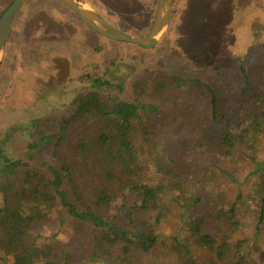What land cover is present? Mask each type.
I'll list each match as a JSON object with an SVG mask.
<instances>
[{
    "label": "rangeland",
    "instance_id": "1",
    "mask_svg": "<svg viewBox=\"0 0 264 264\" xmlns=\"http://www.w3.org/2000/svg\"><path fill=\"white\" fill-rule=\"evenodd\" d=\"M12 1L0 0V15ZM77 1L87 3L105 21L136 37L148 33L155 14L156 0ZM260 28L264 30V0H173L169 24L159 42L151 49H139L96 35L54 0H27L10 26L0 62V140L9 136L6 153L28 162L36 175H46L50 167L57 166L56 155L49 145L27 154L29 139L37 142L41 132L30 125L37 120L55 122L67 117L68 98L90 85L80 82L83 77H98L109 66L110 81L124 79L123 89L107 90L104 96L142 104L155 102L152 89L159 82L171 93L175 87L172 74L184 79L201 78L215 69L225 73L226 82H232L239 61L247 63L261 52L262 46L254 43L260 35L264 37ZM192 89L195 92L191 93ZM177 90L182 98L193 97L195 105L205 99L193 83H183ZM226 98L230 100L228 95ZM165 116H174L173 108L166 109ZM19 128H25L24 132L12 133ZM151 129L160 130L157 149L161 161L181 175V183L187 181L192 187L179 201L171 193L166 196V222L159 230L165 237V246L139 259L144 264H232V259L212 260L208 252L195 246L191 247V259L173 248L176 243L172 239L185 234L181 229L184 201L198 188H204L203 201L197 209L209 229H224L214 218L217 212L229 215L234 203V221L238 223L229 237L231 251L239 250L246 258L245 264H264V227L260 234L255 233L260 192L255 178L247 176L251 158L241 153L227 161L214 154L202 156L183 132H167L158 122ZM71 131L66 149L73 159L71 148L83 136L74 128ZM135 135L140 139V132ZM40 208L42 219L33 227L29 239L48 252L53 264L100 263L88 262L93 246L98 247L90 228L71 221L58 208ZM240 242L245 248L238 247ZM99 251L100 259L102 254L107 261L100 247ZM117 253L114 251L113 256Z\"/></svg>",
    "mask_w": 264,
    "mask_h": 264
},
{
    "label": "trees",
    "instance_id": "2",
    "mask_svg": "<svg viewBox=\"0 0 264 264\" xmlns=\"http://www.w3.org/2000/svg\"><path fill=\"white\" fill-rule=\"evenodd\" d=\"M261 36L254 42L262 46L261 52L247 63L239 61L234 81L226 82L225 73L215 69L201 78L184 79L172 74V92H167L163 82L153 85L156 98L151 104L106 98L105 91H120L124 82L110 81L109 66L98 77H83L80 82L90 85L68 98L67 117L56 118L55 122L37 120L30 125L41 132L37 142L29 139L27 154L49 145L56 155L57 166L45 173L49 177L36 175L28 162L6 153L9 136L0 140V264H53L48 252L29 239L33 227L42 219L41 206L58 208L71 221L90 228L98 247L93 246L89 263L99 260V264H144L140 255L165 246V237L159 230L166 222V196L171 193L179 201L192 184L181 183V175L161 161L157 149L160 130L151 131L156 122L167 132H183L202 156L214 154L227 161L241 153L251 158L247 176L255 178L260 192L255 222V233L260 234L264 227ZM186 82L196 84L205 99L195 105L193 97L182 98L177 89ZM168 108H173L174 116L166 118ZM73 128L83 137L71 148V159L66 139ZM24 129H14L12 133H22ZM137 132L140 139H135ZM201 192L205 193L204 188H198L182 205L181 229L185 234L172 239L176 243L174 250L191 259V247L195 246L208 252L212 260L232 259V264H245L244 255L239 250L231 251L229 245L232 229L238 223L234 221L235 204H231L229 215L217 212L214 218L224 229L217 226L211 231L205 217L198 213L203 201ZM243 244L240 242L238 247L245 248ZM99 247L107 261L102 254L100 259ZM114 251L118 252L116 257Z\"/></svg>",
    "mask_w": 264,
    "mask_h": 264
},
{
    "label": "water",
    "instance_id": "3",
    "mask_svg": "<svg viewBox=\"0 0 264 264\" xmlns=\"http://www.w3.org/2000/svg\"><path fill=\"white\" fill-rule=\"evenodd\" d=\"M27 0H13L0 15V62L3 57L10 26ZM66 7L88 30L117 43L130 44L142 49L153 48L166 31L173 0H156L155 14L148 33L142 37L130 35L105 21L90 5L77 0H54Z\"/></svg>",
    "mask_w": 264,
    "mask_h": 264
}]
</instances>
